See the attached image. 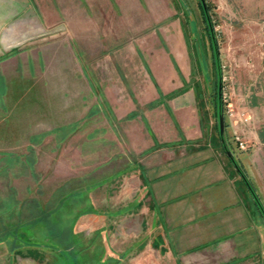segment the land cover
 Wrapping results in <instances>:
<instances>
[{
  "label": "rangeland",
  "instance_id": "1",
  "mask_svg": "<svg viewBox=\"0 0 264 264\" xmlns=\"http://www.w3.org/2000/svg\"><path fill=\"white\" fill-rule=\"evenodd\" d=\"M205 1L219 45L227 143L245 163L255 152L247 168L264 203V0ZM32 3L29 12H0V264H167L141 167L149 151L138 148L140 141L149 144L151 128L144 116L136 125L134 116L119 119L103 89L122 100L120 90L132 97L133 88L159 87L162 75L173 89L168 98L186 93L196 100L202 134L187 141L173 113V132L181 139L172 144L212 147L227 163L199 1ZM45 83L54 93L38 102L32 86ZM74 94L84 97L76 116L59 108ZM245 112L250 120L243 123ZM45 113L49 121L33 125L34 134L20 128L21 117ZM59 114L73 124H53ZM236 131L246 150L235 143ZM240 181L263 233L261 254L249 264H264V218Z\"/></svg>",
  "mask_w": 264,
  "mask_h": 264
},
{
  "label": "crops",
  "instance_id": "2",
  "mask_svg": "<svg viewBox=\"0 0 264 264\" xmlns=\"http://www.w3.org/2000/svg\"><path fill=\"white\" fill-rule=\"evenodd\" d=\"M32 2L33 0H0V7L3 6L0 12H29L34 10L31 7L34 6ZM154 74L156 76V72ZM160 79L161 81H158L156 78L159 87L151 84L146 91H143L141 86L138 89L133 88L132 97L126 93L124 96V91L120 90L119 97L122 100L112 95L113 90L103 89V91L106 101H110V105L113 104L112 107L119 119H124L128 115L134 116L132 123L136 125L137 119L141 120L145 117L151 128L150 135L153 140L148 141L149 144H142L140 141L138 148L140 153L149 151L148 164H141V167L144 182L149 189L150 202L158 215L154 226L156 231L157 227L162 230L165 241L167 264H190L191 262L249 264L261 254V234L263 233L252 211L251 203L244 197L245 190L239 183L240 175L230 170L229 160L226 163L222 151L212 147L206 148L203 145L200 149L190 150L185 147L188 144L183 141L176 145L172 144L181 139H178L179 135L173 132L171 121L173 113L177 115L178 121L184 127L182 133L185 134L187 141L202 136L196 119L195 104L197 102L186 96V93L179 94L175 99L168 98L167 93L172 92L173 89L166 82L163 83L162 75ZM32 90H36L39 94V97H36L38 102L45 97L46 92L54 93L46 83L35 84ZM62 90L61 88L58 92L62 93ZM90 91L93 93L91 86H86L85 92ZM88 97L85 96V100ZM83 98L74 94L69 106L65 104L66 106L61 105L59 108H68L76 116L79 101ZM49 106L48 110L51 112L50 109L53 107ZM139 109L141 112L138 115L136 111ZM61 113L67 115L64 112ZM30 117L32 116L21 117V122L18 123L26 133L31 131V134H34L33 125L49 121L46 120V113L39 119ZM59 118H61L60 114ZM64 121L61 118L53 124L59 125L65 123ZM73 122L65 124H73ZM135 135L133 132L132 137L136 141L138 137ZM134 148L137 147L134 146ZM234 153L242 170L252 181V174L247 167L252 166L254 160L252 156L255 152L248 154L250 163H245L247 159L243 158V154L238 156L236 152Z\"/></svg>",
  "mask_w": 264,
  "mask_h": 264
},
{
  "label": "water",
  "instance_id": "3",
  "mask_svg": "<svg viewBox=\"0 0 264 264\" xmlns=\"http://www.w3.org/2000/svg\"><path fill=\"white\" fill-rule=\"evenodd\" d=\"M200 1V3L202 4L203 7V13L205 14L206 17V21H207V27L209 28V32H210V40L212 42V52L214 54V59H215V63H214V67H216V80H217V89H216V93H217V102H216V106H217V116H216V120H217V124H218V133L220 135L221 138V145L224 147L225 153H226V157L227 159H229V161L231 162V164L233 165V169H235V171L240 175V178L243 182V184L246 186V188L248 189V191L250 192V196L254 199V203L256 204V208L260 211L262 217L264 218V203L263 201H261V199L258 197V193L256 191V189L254 188V186L251 183V179L249 178V176H247V174L242 170V166L239 164L238 159L235 158L234 156V152L230 149V146L228 145V140L226 138V133H225V119H224V106H223V93H222V88H223V80H222V66L220 65V53L218 52L219 49V45H218V41L216 40L215 37V30L214 27L212 26V19H211V15L208 12V7H207V2L205 0H198Z\"/></svg>",
  "mask_w": 264,
  "mask_h": 264
},
{
  "label": "built area",
  "instance_id": "4",
  "mask_svg": "<svg viewBox=\"0 0 264 264\" xmlns=\"http://www.w3.org/2000/svg\"><path fill=\"white\" fill-rule=\"evenodd\" d=\"M223 93V92H222ZM226 99V95L225 93H223V102L225 101ZM250 120V118L246 115V112L243 113L242 115H240V122H248ZM235 143L239 146V148L241 150H246L247 149V144L245 142V138L243 136V133L242 134H239L237 131L235 132Z\"/></svg>",
  "mask_w": 264,
  "mask_h": 264
},
{
  "label": "trees",
  "instance_id": "5",
  "mask_svg": "<svg viewBox=\"0 0 264 264\" xmlns=\"http://www.w3.org/2000/svg\"><path fill=\"white\" fill-rule=\"evenodd\" d=\"M199 5H200V7H201V13L204 15V18H205V21H206V17H205V14L203 13V7H202V4L200 3V1H199ZM207 7H208V12H209V10H210V8H209V6L207 5ZM211 15V14H210ZM206 23H207V21H206ZM205 23V24H206ZM206 27H207V24H206ZM208 28V27H207ZM208 32H209V28H208ZM209 36H210V32H209ZM208 36V37H209ZM209 40H210V37H209ZM211 41V40H210ZM211 46H212V42H211ZM212 49H213V46H212ZM212 49H211V51H212ZM212 54H213V52H212ZM213 59H214V54H213ZM214 63H215V59H214ZM213 63V64H214ZM215 69H216V67H215ZM216 89H217V87H216ZM216 101H217V94H216ZM215 107H216V115H217V106H216V104H215ZM225 114V113H224ZM225 126H226V122H225ZM217 129H218V124H217ZM217 129H216V131H217ZM217 133H218V131H217ZM218 136H219V140L221 141V138H220V135H219V133H218ZM226 138H227V136H226ZM220 143V146L222 147V149H223V151L225 152V150H224V147L221 145V142H219ZM230 149L232 150V148L230 147ZM233 151V150H232ZM225 155H226V153H225ZM229 160V159H228ZM229 164L231 165V167H232V169L234 168L233 167V165L231 164V162L229 161ZM234 171H235V169H233ZM236 172V171H235ZM241 183H242V185H244L243 184V182H242V180L240 181ZM251 183H252V181H251ZM252 185H253V183H252ZM245 186V185H244ZM254 186V185H253ZM245 188H246V186H245ZM254 188H255V186H254ZM247 189V188H246ZM256 189V188H255ZM247 191H248V189H247ZM248 193H250L249 191H248ZM250 195V194H249ZM256 205V204H255Z\"/></svg>",
  "mask_w": 264,
  "mask_h": 264
}]
</instances>
